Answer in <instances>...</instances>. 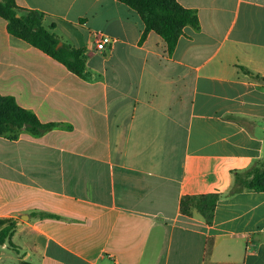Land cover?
Masks as SVG:
<instances>
[{"label":"crops","instance_id":"crops-1","mask_svg":"<svg viewBox=\"0 0 264 264\" xmlns=\"http://www.w3.org/2000/svg\"><path fill=\"white\" fill-rule=\"evenodd\" d=\"M83 52L86 77L10 34L0 94L54 125L0 135V264H264V191L229 194L264 159V0H177L197 12L168 54L118 0H16ZM101 35L112 41L97 47ZM217 193L212 216L180 211Z\"/></svg>","mask_w":264,"mask_h":264},{"label":"trees","instance_id":"trees-1","mask_svg":"<svg viewBox=\"0 0 264 264\" xmlns=\"http://www.w3.org/2000/svg\"><path fill=\"white\" fill-rule=\"evenodd\" d=\"M134 8L140 15L144 30L140 41L151 31L157 33L164 41L168 54L175 48L177 40L183 34V28L199 26L197 12L183 7L177 0H118ZM0 17L6 21L7 31L28 42L42 53L63 64L69 71L79 77H86L87 70L83 52L74 48L43 25L44 13L37 9L23 7L16 0H0ZM61 42L60 45H58ZM249 77L264 82V77L241 67ZM52 122H41L29 109L21 107L14 96L0 94V135L24 128L36 135L50 128ZM243 190L264 191V159H254L242 170L232 172V183L229 194ZM217 193L185 195L180 200V211L189 214L192 209L198 210L210 219ZM14 221L0 219V245L11 243ZM20 264H35L22 261Z\"/></svg>","mask_w":264,"mask_h":264},{"label":"built area","instance_id":"built-area-1","mask_svg":"<svg viewBox=\"0 0 264 264\" xmlns=\"http://www.w3.org/2000/svg\"><path fill=\"white\" fill-rule=\"evenodd\" d=\"M112 39L107 35H101L97 40V47L99 49H105L109 46Z\"/></svg>","mask_w":264,"mask_h":264},{"label":"water","instance_id":"water-1","mask_svg":"<svg viewBox=\"0 0 264 264\" xmlns=\"http://www.w3.org/2000/svg\"><path fill=\"white\" fill-rule=\"evenodd\" d=\"M60 44H61V42L58 45H60Z\"/></svg>","mask_w":264,"mask_h":264}]
</instances>
